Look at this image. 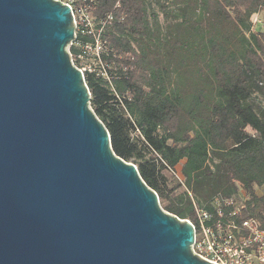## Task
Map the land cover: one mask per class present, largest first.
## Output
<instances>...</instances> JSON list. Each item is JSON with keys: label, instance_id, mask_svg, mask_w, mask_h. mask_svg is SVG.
<instances>
[{"label": "trees", "instance_id": "16d2710c", "mask_svg": "<svg viewBox=\"0 0 264 264\" xmlns=\"http://www.w3.org/2000/svg\"><path fill=\"white\" fill-rule=\"evenodd\" d=\"M59 1L105 22L109 80L84 73L89 106L113 153L136 167L162 209L193 222L194 205L238 195L240 186V219L264 224V195L255 191L264 185V113L252 101L255 91L264 95V27L252 30L253 15L264 21V0ZM92 41L76 32L75 66L78 45ZM178 166L175 193L162 169Z\"/></svg>", "mask_w": 264, "mask_h": 264}, {"label": "water", "instance_id": "95a60500", "mask_svg": "<svg viewBox=\"0 0 264 264\" xmlns=\"http://www.w3.org/2000/svg\"><path fill=\"white\" fill-rule=\"evenodd\" d=\"M74 30L59 0H0V264H213L113 153Z\"/></svg>", "mask_w": 264, "mask_h": 264}, {"label": "built area", "instance_id": "2783aa9c", "mask_svg": "<svg viewBox=\"0 0 264 264\" xmlns=\"http://www.w3.org/2000/svg\"><path fill=\"white\" fill-rule=\"evenodd\" d=\"M88 1L91 3L92 0ZM62 3L72 10L75 37L76 32H80L93 39L91 43L78 45L76 59L79 65L76 68L83 77L85 72H96L97 76L109 80L101 58L105 44L101 32L105 22H95L86 6L75 8L72 1ZM259 22L258 14L253 15L252 24ZM82 60L89 62L82 65ZM170 171L182 182L178 173ZM246 199V196L238 195L217 196L202 206L194 205V221H187L193 226L191 248L195 255L213 264H264V224L256 218L240 219Z\"/></svg>", "mask_w": 264, "mask_h": 264}, {"label": "rangeland", "instance_id": "374dc122", "mask_svg": "<svg viewBox=\"0 0 264 264\" xmlns=\"http://www.w3.org/2000/svg\"><path fill=\"white\" fill-rule=\"evenodd\" d=\"M262 14V13H261ZM261 15L259 17V23H255L254 27H253V31L255 30H258L259 28L262 29L264 27V21L263 19H261ZM89 61H86V60H82L80 61V64L82 65H86ZM259 85H262L264 86V82H261V84ZM252 101H253V105H254V108L256 110L257 113H264V95H262L261 93L255 91L253 94H252ZM248 132H250L249 129H247ZM135 133H131V136H134ZM148 157V155H147ZM179 170V166L174 170L175 173H178ZM162 174L165 176V179H166V184H167V187L168 189H174L175 193H178L182 190V187H179V179L174 175V173H172L169 169H162ZM256 191V194L261 196V195H264V185H262L261 187L259 188H256L255 189ZM238 196L240 197H243V196H246L245 195V192L240 188L239 186V189H238ZM159 206L162 208V205H160L159 203Z\"/></svg>", "mask_w": 264, "mask_h": 264}]
</instances>
